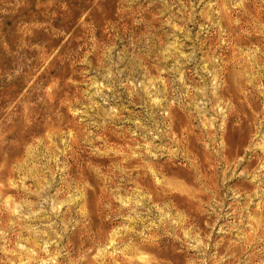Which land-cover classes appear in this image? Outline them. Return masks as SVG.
I'll return each mask as SVG.
<instances>
[{
	"label": "rangeland",
	"instance_id": "obj_1",
	"mask_svg": "<svg viewBox=\"0 0 264 264\" xmlns=\"http://www.w3.org/2000/svg\"><path fill=\"white\" fill-rule=\"evenodd\" d=\"M0 264H264V0H0Z\"/></svg>",
	"mask_w": 264,
	"mask_h": 264
}]
</instances>
